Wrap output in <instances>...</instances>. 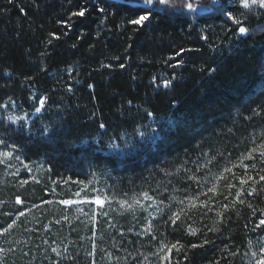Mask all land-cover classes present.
Here are the masks:
<instances>
[{
  "label": "trees",
  "instance_id": "trees-1",
  "mask_svg": "<svg viewBox=\"0 0 264 264\" xmlns=\"http://www.w3.org/2000/svg\"><path fill=\"white\" fill-rule=\"evenodd\" d=\"M147 7L141 27L125 0H0V264H249L260 248L264 7Z\"/></svg>",
  "mask_w": 264,
  "mask_h": 264
},
{
  "label": "snow or ice",
  "instance_id": "snow-or-ice-1",
  "mask_svg": "<svg viewBox=\"0 0 264 264\" xmlns=\"http://www.w3.org/2000/svg\"><path fill=\"white\" fill-rule=\"evenodd\" d=\"M168 2V0H158V3L160 5H166ZM186 0H181V3H185ZM217 2V0H212V4H215ZM125 3H126V6L133 9V10H136V9H141L140 11H134V14H135V18L130 20V23L133 24V25H138V26H141L143 27L145 25V22L149 21L152 16L154 15V8H150V7H147V6H153L154 5V0H125ZM240 3L242 4V6L244 8H249L251 9L252 6L254 5H257L259 4L260 7H264V0H240ZM175 6V5H174ZM186 7H187V10L189 12H194L196 11L198 8L199 9H204V10H207L208 6L206 5H194L192 3H186ZM103 9H99V11H102ZM86 11V9H81L79 13H76V15H80V16H83L84 15V12ZM229 19H232V15L231 13H227ZM234 23L236 24H240V21L239 20H234ZM238 32L239 34H246L248 32V29H246L244 26H240L238 28ZM185 51V49H180V52H177L176 53V56H179L181 53H183ZM191 51V50H189ZM169 59H172V57H170ZM180 61L177 62V66L179 65ZM121 67H124L123 65H121ZM165 87H167L168 85V81H165ZM89 87L91 88L92 86L89 85ZM45 99L44 97H41L40 98V105L43 106L45 104ZM41 107H37L35 109V111L37 113H40L41 112ZM152 113H148V116H151ZM9 120H11L12 118L9 117L8 118ZM168 123L169 126H173L174 124V121L171 120V119H168L167 121H160V123ZM101 128H104L105 125L104 124H101L100 125ZM153 142H155L156 139H159V135L156 134L153 136ZM111 147L115 148L116 145H111ZM261 149H264V145H261L260 146ZM255 151V149L253 150ZM251 155V153L249 154ZM261 155H264V151H261ZM249 180L252 179L251 176L248 177ZM261 180H264V176H261L260 177ZM245 183L244 180H241V184ZM212 189H210L211 191ZM251 195V193H249ZM240 193L237 192V196H239ZM145 197H147V193H145ZM17 203L20 204L22 203V201L20 200L19 197H17ZM61 203L67 205V204H71L73 203L72 201H69V200H64V201H61ZM95 203L97 205H100L102 204L103 202L100 200V199H97L95 201ZM192 207H196L195 204H192L191 205ZM21 216L24 215L23 212L20 213ZM13 223H15V221H13ZM261 225H264V219L260 220L257 224V227H260ZM12 225H9V228L11 227ZM5 231H7V229H5ZM175 247V246H173ZM171 249H169L170 251ZM252 256L255 258V264H264V247L260 248V254L257 255V253L253 252L252 253ZM164 259H167V257H164Z\"/></svg>",
  "mask_w": 264,
  "mask_h": 264
},
{
  "label": "rangeland",
  "instance_id": "rangeland-1",
  "mask_svg": "<svg viewBox=\"0 0 264 264\" xmlns=\"http://www.w3.org/2000/svg\"><path fill=\"white\" fill-rule=\"evenodd\" d=\"M194 5H202V4L196 3V4H194ZM186 10H187V7H186ZM202 11H205V10H204V9H199V8L196 10V12H202ZM97 199H100V200L103 202L102 198L97 197V196L94 197L93 199H90V200H88V199H86V200H84V199H82V200H81V199H69V198H60V197L56 198L55 200H56L57 203L60 204V206H62V207H64V208L66 209L67 207L75 206V205H80L81 203H83V202H88V201H89V202H92L93 205H94L95 207H96V206H101L103 203L100 204V205H97V204L95 203V201H96ZM64 200H69V201H72L73 203L65 205V204L61 203V201H64ZM78 211L81 212L82 209L79 208ZM262 247H264V239H263V241H262V243H261L260 248H262ZM260 248L256 249V253H257V255L260 254ZM249 264H255V258H254V257L252 258V260H250V263H249Z\"/></svg>",
  "mask_w": 264,
  "mask_h": 264
}]
</instances>
